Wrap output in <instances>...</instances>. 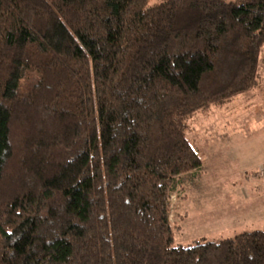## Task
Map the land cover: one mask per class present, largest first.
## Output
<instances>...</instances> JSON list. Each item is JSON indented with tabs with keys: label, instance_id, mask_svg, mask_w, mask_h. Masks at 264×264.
Returning a JSON list of instances; mask_svg holds the SVG:
<instances>
[{
	"label": "trees",
	"instance_id": "1",
	"mask_svg": "<svg viewBox=\"0 0 264 264\" xmlns=\"http://www.w3.org/2000/svg\"><path fill=\"white\" fill-rule=\"evenodd\" d=\"M264 0H0V264H264V229L183 246L197 111L261 83Z\"/></svg>",
	"mask_w": 264,
	"mask_h": 264
},
{
	"label": "rangeland",
	"instance_id": "2",
	"mask_svg": "<svg viewBox=\"0 0 264 264\" xmlns=\"http://www.w3.org/2000/svg\"><path fill=\"white\" fill-rule=\"evenodd\" d=\"M258 69L263 82L264 49ZM262 82L188 119L187 135L202 166L195 176L184 175L181 190L171 196L176 243L190 246L264 229V179L256 174L264 160L256 166L254 159L264 156Z\"/></svg>",
	"mask_w": 264,
	"mask_h": 264
},
{
	"label": "built area",
	"instance_id": "3",
	"mask_svg": "<svg viewBox=\"0 0 264 264\" xmlns=\"http://www.w3.org/2000/svg\"><path fill=\"white\" fill-rule=\"evenodd\" d=\"M256 174L264 179V164L257 167Z\"/></svg>",
	"mask_w": 264,
	"mask_h": 264
},
{
	"label": "crops",
	"instance_id": "4",
	"mask_svg": "<svg viewBox=\"0 0 264 264\" xmlns=\"http://www.w3.org/2000/svg\"><path fill=\"white\" fill-rule=\"evenodd\" d=\"M262 82V81H261ZM262 84H263V87H264V75H263V82H262ZM263 90H264V88H263ZM254 157L256 156V155H253ZM256 161H257V163L255 164L256 166H257V164L261 161V160H264V156H261V157H256V158H254ZM254 166V165H253Z\"/></svg>",
	"mask_w": 264,
	"mask_h": 264
}]
</instances>
